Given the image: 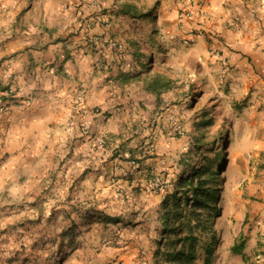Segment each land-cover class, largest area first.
<instances>
[{
	"label": "crops",
	"instance_id": "crops-1",
	"mask_svg": "<svg viewBox=\"0 0 264 264\" xmlns=\"http://www.w3.org/2000/svg\"><path fill=\"white\" fill-rule=\"evenodd\" d=\"M90 2L0 0V87L11 85L17 96L0 113V201L33 202L46 177L56 180L65 169L83 168L80 158L93 145L90 137H100L103 113L118 114L120 103L127 114L135 104L136 96L122 91L133 82L128 75L137 67L134 51L151 52L154 39L180 43L184 31L193 30L202 33L189 45L199 71L213 72L218 82L246 94L234 95L244 105L240 139L220 201L226 209L234 201L264 218V0H100L88 7ZM183 10H206L213 17L186 19ZM108 39L140 48L131 53L123 42L125 50L117 52L106 47ZM143 98L151 101L150 95ZM24 99L29 103L19 107ZM85 123L89 136L80 134ZM71 142L79 155L66 159L62 145L72 150ZM72 177L70 187L77 185ZM253 198L259 202L250 204ZM12 210L0 212L25 214ZM6 223H0V264H38L25 252L38 249L40 241L19 236L28 226ZM98 231L81 238L60 264H100V249L90 251L99 246Z\"/></svg>",
	"mask_w": 264,
	"mask_h": 264
},
{
	"label": "rangeland",
	"instance_id": "rangeland-1",
	"mask_svg": "<svg viewBox=\"0 0 264 264\" xmlns=\"http://www.w3.org/2000/svg\"><path fill=\"white\" fill-rule=\"evenodd\" d=\"M118 42L133 47L128 40ZM149 42L151 52L134 51L137 67L128 75L133 82L122 89L127 97L136 96L131 112L124 113L120 103L115 106L119 111L112 108L118 114L104 112L100 137H90L93 145L80 158L83 168L65 169L56 180L46 177L45 189L33 202L1 200V212L25 214L0 212V223L29 224L25 240L33 237L40 247L26 250L25 256L38 264L62 263L87 233L96 237L97 227L99 246L90 251L100 249V264H184L170 258L180 250H191L189 264H203L207 246L212 247L209 264H264V218L234 201L226 209L220 201L222 179L240 139L244 105L234 95L246 94L218 82L213 72L199 71L189 45ZM153 80L155 91L146 90ZM83 126L80 134L89 136L91 126ZM71 147L62 145L69 151L66 159L79 155L80 149ZM203 163L208 168L193 178L192 188L213 173L203 188L216 190L218 201L206 208L195 206L188 181L178 186L179 177L189 176V168L199 171ZM70 176L77 185L69 186ZM67 192L74 196L68 198ZM258 202L253 198L250 204ZM49 226L55 231L49 232ZM235 244H243L242 255L232 252Z\"/></svg>",
	"mask_w": 264,
	"mask_h": 264
},
{
	"label": "trees",
	"instance_id": "trees-1",
	"mask_svg": "<svg viewBox=\"0 0 264 264\" xmlns=\"http://www.w3.org/2000/svg\"><path fill=\"white\" fill-rule=\"evenodd\" d=\"M124 50H125V48H124ZM145 65H146V63L143 64V66H145ZM156 86H157V81L153 80L152 83L146 87V90L150 91V89H151V90L155 91ZM206 168H208V165L205 163H203L201 165V168L199 171H197L195 168H189V170H188V171H190V174H188L189 176H186V178L185 177H179V180H178V186H180V187L184 186L186 184V181H188L187 186L190 189L189 191L192 192V200L195 203V206H200V207H204V208L209 207V205H213L218 201V199L216 198L217 196L215 195L216 190H213V189L210 190L209 188H203L204 185H206L207 182L210 179H212V177H213L212 172L209 174V180H196V185L192 188L193 178L199 177L201 174H204ZM187 177H189L190 179L188 180ZM185 200L189 201L188 198H185ZM37 216L41 217V214L39 213ZM22 225H26V224L21 222V223L12 224L11 226L16 227V226H22ZM26 226H28V229L23 233H19V236L20 235L22 237L26 236L25 233L29 230V224H27ZM13 231H14V228H13ZM242 246H243V244H235L234 246H232V252L235 254L242 255ZM204 252H205V258L203 260V264H209L210 256L212 253V247H210V246L205 247ZM170 258H171V260L183 261L184 264H189L193 260L191 250L187 253H185L183 250L177 251L175 254L171 255Z\"/></svg>",
	"mask_w": 264,
	"mask_h": 264
},
{
	"label": "built area",
	"instance_id": "built-area-1",
	"mask_svg": "<svg viewBox=\"0 0 264 264\" xmlns=\"http://www.w3.org/2000/svg\"><path fill=\"white\" fill-rule=\"evenodd\" d=\"M91 2L88 4V7H94L99 5L100 0H90ZM181 15H183L184 18L190 19L194 15L196 18L200 20H206L210 19L213 17L212 13L210 11L206 10H200V11H193V10H183ZM202 33L200 31H193V30H186L184 31L182 38H181V43L184 45H190L194 42V40L201 36ZM105 45L107 48L111 50H115L117 52H123L124 50V45L118 41L108 39L105 42ZM223 72L226 73V69H223ZM7 79H10L11 74L6 75ZM16 92L13 89L11 85H7L5 87H0V113L6 112L8 107L13 103V101L16 99ZM29 100L24 99L20 104H18L19 107H23L24 105L28 104ZM84 129H88V124H84ZM159 183V179L155 178L154 179V184L157 185Z\"/></svg>",
	"mask_w": 264,
	"mask_h": 264
}]
</instances>
